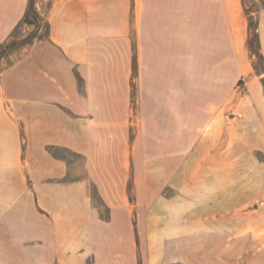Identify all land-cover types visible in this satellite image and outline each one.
Listing matches in <instances>:
<instances>
[{"label": "crops", "instance_id": "crops-1", "mask_svg": "<svg viewBox=\"0 0 264 264\" xmlns=\"http://www.w3.org/2000/svg\"><path fill=\"white\" fill-rule=\"evenodd\" d=\"M257 1L0 0V264H201L166 262L179 246L228 264V222L237 246L264 215L210 209L228 198L229 72L252 78L235 101L241 191L263 167ZM250 242L236 264H264Z\"/></svg>", "mask_w": 264, "mask_h": 264}, {"label": "rangeland", "instance_id": "rangeland-1", "mask_svg": "<svg viewBox=\"0 0 264 264\" xmlns=\"http://www.w3.org/2000/svg\"><path fill=\"white\" fill-rule=\"evenodd\" d=\"M261 0L257 1L256 3L258 5H260ZM118 13V12H117ZM252 78L250 77V75H245L243 76L239 82L236 81L235 78L230 77V72H229V91L232 92L233 96V100H229L228 103V123H229V132L232 131V136L231 134H228V142H229V157H228V162H229V167H228V182H227V187L224 190H227V202L226 203H222L221 205L217 204V205H213L211 206L210 209H224V206L227 207L228 209V214L227 217H233L234 214H238L240 212L245 213L248 210H260V213L263 211L264 208V154L262 152H257V155L260 159L261 164L263 165V167H261V175L260 177L256 176H251V175H247L244 176V184H245V188L243 191H241V189L239 188V182H237V174L236 171L238 168H236V166L234 165L235 161L237 160V153L235 151V142H236V137H234L235 133V116H236V108H237V103L236 101V94H242L244 92V88H245V82L248 80H251ZM231 164H233L231 166ZM252 168H249V171ZM221 186L223 188H225L224 184H221ZM216 193L220 192L222 190H218V187L215 186L213 189ZM168 191H170L168 189ZM260 194L261 197L258 199H255L253 197L254 194ZM180 194H181V206H186L187 203V199H186V194H187V182H186V175H181V181H180ZM248 196H252L250 199H248ZM255 196V195H254ZM183 197V198H182ZM185 197V198H184ZM244 198V200L242 199ZM242 200H243V205H242ZM225 204V205H224ZM254 207V208H253ZM184 208L181 209H175V219H179L180 220V228L179 229H175V233H179L177 236L180 237L181 240H185L187 239V222H188V211L187 210H183ZM256 219L255 220H247V224H245V229L243 232H241V236L240 239H244V243L240 244V245H235L236 244V240L234 238L237 237V233L236 231H234V225L231 222H228V238L230 241V244L233 245L229 246V262L228 264H236L237 262H241V263H249L252 258H251V254L252 251H256V247L251 246V242L252 240H257L259 238L264 239V231L262 230V228L264 227V215H262V213L260 214V224H261V230L259 231H255V229H251V227H249L248 229V223L251 226L252 223L256 224ZM199 239H202L201 235L200 237L197 235L196 236ZM224 239V237H222ZM212 239V238H211ZM235 245V246H234ZM153 249H159V254L162 253L163 248H153ZM177 249H179V251H177ZM150 250V248H149ZM190 250V252L188 251ZM191 248H188L187 246H179L178 247H169V252L167 253V260L166 262L170 261V260H174V262H179L182 263V259H187L188 253L189 255H195L196 256V261L199 263H203L204 259H205V255H209V251L206 252V250L204 249V247H194V251L195 253L191 252ZM174 251V252H173ZM208 253V254H206ZM213 254V252H212ZM151 256H154L153 252L148 253V257L149 259L151 258ZM257 261V258H256ZM165 264H172L171 262L169 263H165Z\"/></svg>", "mask_w": 264, "mask_h": 264}, {"label": "trees", "instance_id": "trees-1", "mask_svg": "<svg viewBox=\"0 0 264 264\" xmlns=\"http://www.w3.org/2000/svg\"><path fill=\"white\" fill-rule=\"evenodd\" d=\"M249 26H250V28H253V26H254V28H256V25L253 24L252 20L249 21ZM255 41H257L256 35H255ZM250 42H251V40H249V44H251Z\"/></svg>", "mask_w": 264, "mask_h": 264}]
</instances>
